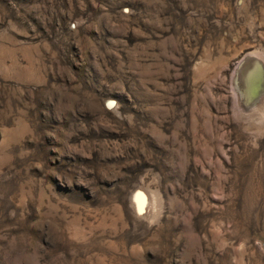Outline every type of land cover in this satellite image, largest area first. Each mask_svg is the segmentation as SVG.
Listing matches in <instances>:
<instances>
[{
	"label": "rangeland",
	"instance_id": "obj_1",
	"mask_svg": "<svg viewBox=\"0 0 264 264\" xmlns=\"http://www.w3.org/2000/svg\"><path fill=\"white\" fill-rule=\"evenodd\" d=\"M249 55L264 0H0V264H264Z\"/></svg>",
	"mask_w": 264,
	"mask_h": 264
},
{
	"label": "bare ground",
	"instance_id": "obj_2",
	"mask_svg": "<svg viewBox=\"0 0 264 264\" xmlns=\"http://www.w3.org/2000/svg\"><path fill=\"white\" fill-rule=\"evenodd\" d=\"M246 68H249L250 71L246 70ZM232 81L234 93L238 97L237 101L239 100L247 105L248 107L246 108L251 109V107H254L253 104L257 101L259 102L261 99L262 101H260V103L264 101V61L260 57L249 55L241 61L235 69ZM258 81H260L259 86L256 85ZM249 97H251L252 100L249 101ZM260 103L257 104L256 108ZM144 196L145 195H143V197ZM143 197L141 195H136L135 197V202L140 212L145 210Z\"/></svg>",
	"mask_w": 264,
	"mask_h": 264
}]
</instances>
